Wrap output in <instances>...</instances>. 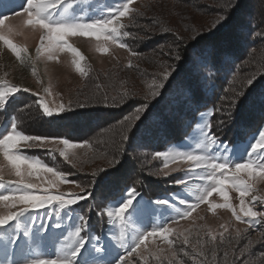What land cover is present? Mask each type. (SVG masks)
<instances>
[{"label": "snow or ice", "instance_id": "obj_1", "mask_svg": "<svg viewBox=\"0 0 264 264\" xmlns=\"http://www.w3.org/2000/svg\"><path fill=\"white\" fill-rule=\"evenodd\" d=\"M133 0H127L122 3L119 8H110L107 15L93 18L91 21H86L83 17H72L68 15V9L71 5L63 7V11L60 12V18H53V10L63 5V0H0V16H4L5 9H10L12 6L20 7L23 9V13H16L17 16H26V19H21L19 23L11 24L6 23V17L0 18V41L11 50L21 63L24 62L21 53L24 51L22 48H18L13 43L11 37L22 33L25 28H30L33 31L39 30L41 32V49L47 53L48 59H54L58 51L63 52L65 50L70 51L73 54L71 61L74 65L76 72L81 75H87L85 68L81 67V60L83 57L76 48L67 44L65 37L67 36H81V37H94L97 41L104 42L103 44H97V50L100 52H108V48L104 44H117L118 47L127 48L130 56H138V53L128 47L126 43L121 42L118 36L125 25L120 23L121 18L128 15L131 11L129 5ZM234 9L238 5H231L229 0L228 7ZM229 16L223 12L213 22L212 28L219 29L225 26V22ZM261 23H264L262 19ZM259 27V25H257ZM170 29L164 28L163 33H168ZM194 31V30H193ZM130 34L127 31L123 32L124 37H128ZM248 33H243L242 38L247 39ZM255 37L264 39V29L255 32ZM151 37H149L150 39ZM204 37L200 33H195L189 37V43L185 44V55L182 57L179 52V44L183 43L184 37L179 34H174L173 45L167 46L165 52L164 46H160L159 54L168 56L179 62H186L187 68L185 74L177 79V68H172L169 65H162L163 70L152 80L149 85V90L145 95V103L139 105L134 109V115L125 116L121 124L120 142L117 147V152L125 153L129 148L140 149L148 146L149 142L154 140L159 134L162 128L166 125L179 122L180 110L179 106L189 103L194 97V86L200 84L202 79L211 74L212 68L215 64L212 63V54L214 49L221 46L226 42L228 37L224 40L213 44L211 46L202 45L200 41ZM47 41L44 43V41ZM190 50V51H189ZM39 51V49H38ZM131 67V64H129ZM260 79H264V73L258 78L255 74L245 78V82L241 84V88L235 90L233 95L229 97V104L234 108L237 115H244L250 112L259 110L261 115H264V88L257 91L256 84ZM175 81V83H173ZM171 86L170 95L173 97V103L169 104L168 110H160L153 114V118L149 123H145V119L142 118V113L147 114L149 110L150 100H156L158 97L163 98L164 91ZM97 91H100L102 86L97 84ZM29 92L28 88H18L15 85L4 87L0 90V110L7 111L8 104L15 98V94L19 92ZM33 95H35L33 93ZM129 98V93L125 92L118 96L109 97L107 93L103 96V102L105 106H109V101L113 106H119L125 104ZM7 102V103H6ZM39 108L43 110V117L50 118H63L66 112L72 111L71 104L66 108L63 104L57 105L55 109L49 107L43 100L37 101ZM76 106L84 108L87 106L85 102H76ZM36 118H40V114H37ZM222 121L217 125L221 127ZM143 125V127H142ZM10 127V130H8ZM208 130L204 128L200 129L203 139L196 145V147L204 149H212V153L204 152L203 154H195L192 151L176 150L157 152L156 157H163L164 168H168L169 162H176L178 160L191 162L196 169H203L208 186L200 189V194L196 196L195 202L186 203L185 199L180 198L179 204L184 205V208H175L177 215L166 216L164 220L152 228L151 231L139 232L132 240L134 246H130L131 250L127 252V256L131 257L134 253H138V250L143 249L148 252V243L152 241V238L159 237L164 243L167 244V248H159L152 252L151 255L154 259H166L168 264H179L176 261V251L173 247L174 241L169 239L174 233H177L178 237H183V243L189 245L191 243L188 234L185 232L174 229L168 223L169 220L173 224L177 223L178 219H187L191 216L192 212L199 207L201 203L208 202V198L213 193H218L224 199L223 204H211L209 208H231L228 203V193L225 191L226 187H231L237 190L241 197L247 195L251 189L252 184L249 181H245L241 174H246L250 179L258 177L260 180H264V128L258 130V138H254L255 142L250 144V150L247 151L248 159L243 162H236L230 156H226L218 151L214 146L220 145L218 137L211 133L209 125H205ZM0 155L3 156L7 162L9 174L17 177L16 180H9V185H14L7 194H0V205L10 209L6 215H0V229L5 227H11L12 222L17 225V232L19 231V223L21 217H27L33 221V227L37 234H40L43 230L44 234L47 232L48 224L42 222L38 227L35 226L37 215L33 210L44 209L48 206L57 205L55 215L59 217L61 215L60 210L65 209L70 212L69 206L75 205L81 199H87L88 196H78L75 199H65L64 193L51 194L50 189L58 187L60 183L64 182L63 174L55 170L52 167L47 166L40 158H33L28 155L21 154V148H45L49 144H60L64 147L59 149L60 155L68 160L71 156L73 159H78L77 153L72 151L78 147L90 148V144H76L71 143L67 138H58L54 136H42L26 134L22 130H18V124L14 119L9 118L8 125L5 126L4 131L0 132ZM224 153L228 152V145L224 144ZM57 149L53 148L52 151ZM253 156H260L261 159H252ZM110 166L114 168L121 163L120 160H109ZM177 168H172L171 171H177ZM107 175V170H103ZM159 174V173H158ZM163 175L167 176L168 172H163ZM43 177H48L43 179ZM101 180L105 177H100ZM0 180L3 177L0 176ZM38 181V182H37ZM177 186L185 185L184 179L174 181ZM4 185L0 183V188ZM88 195H91L89 193ZM139 196L136 188L133 186L126 189V195L123 197L122 202L115 210H108L107 216L109 218V224H114L117 220L120 224L121 241L125 240V227L126 217L135 216L139 212L134 204L136 198ZM258 197L253 196L252 200H257ZM259 199L264 200V197ZM155 205L160 206L163 209L169 210L173 208V202L167 198H158L153 201ZM16 209V210H11ZM132 210V211H130ZM241 212L244 216L249 218V226L252 227L257 223L256 218L258 216L264 217V212L257 213L250 207H245L244 200L241 199ZM47 217H51V212L44 214ZM233 215L237 220L242 221V217L233 210ZM79 220L83 223L76 226L75 231L69 232L67 239L69 243L60 250V254L55 258H40L38 256H29L24 259L23 264H88L87 260H82L84 252L88 251V243L93 238L88 235H81L82 232H86L89 225V218L80 216ZM243 222V221H242ZM59 223L56 227H59ZM224 231L227 232V228L221 225ZM203 230V226L197 232ZM210 240L208 243H213L216 237L212 235L211 230L208 231ZM30 231L25 229L23 232L24 237H28ZM221 240L224 239V234L221 233ZM236 236H240V231H237ZM19 236H13L8 239L7 243L16 245L19 240ZM99 238L95 239L93 250L96 253H100L105 249L99 245ZM252 243L251 241L249 242ZM191 247L194 251L198 248H202L203 244L200 239H197L196 243H191ZM247 248V246H246ZM167 252L168 255H163ZM244 249H241V253ZM187 254V253H186ZM199 254V253H198ZM143 260L147 262L148 257L140 253ZM227 252L225 257H227ZM213 257L215 258V245L213 243ZM8 256H5L4 261H0V264H8ZM240 257H236L238 261ZM11 264H20L19 261L13 260ZM117 264H127L126 257L120 256ZM203 264V262H201ZM235 264V261L233 262ZM245 264L247 262L245 261Z\"/></svg>", "mask_w": 264, "mask_h": 264}, {"label": "trees", "instance_id": "obj_2", "mask_svg": "<svg viewBox=\"0 0 264 264\" xmlns=\"http://www.w3.org/2000/svg\"><path fill=\"white\" fill-rule=\"evenodd\" d=\"M109 1L122 4L125 0ZM226 5H229V0H148L137 9V13L122 31L130 34L128 37L123 36L124 43L138 53V56H133L130 60L131 67L129 64L117 63L103 73L91 71L70 100L72 111L66 112L63 118L43 117V110L35 103L32 108L20 111L30 103L28 99L33 98L28 94L23 96L22 92L11 101L10 108H13L12 112H17L21 127L28 134L67 138L77 142L88 141L92 144L96 155L92 157L96 158L88 163L90 170L86 174L72 175L80 180L89 200L94 199L100 204L109 198H118L122 195L124 186H134L148 199L157 193L165 194L166 189L160 186V179L149 174L145 170L146 166L150 165L149 160H153L151 157L155 151L183 139L191 125L196 123L200 112L210 110L212 132L230 144H236L256 130L264 128V115L259 110L237 115L228 102L233 92L241 88L245 78L253 74L259 78L264 73V39L255 37V32L264 29V23H261L264 19V0H231V5H238L234 9L230 6L226 9ZM222 12L229 16L225 26L213 29V22ZM164 28L170 31L163 33ZM195 33L202 34L204 38L200 44L208 46L228 37L225 43L213 51L212 63L215 67L211 74L207 75V70H204L206 78L194 86L193 99L179 106V122L162 128L160 134L146 147L129 148L125 153L117 152L120 121L125 116L134 115V109L146 102L144 97L149 85L163 70L162 65L177 68V79L186 72V62L160 55V46H164L166 52L167 46L173 45L174 34H179L184 37L183 43L179 44V52L183 57L185 44L190 42L189 37ZM243 33H248L247 39L242 38ZM98 83L102 86L100 91H97ZM262 88L264 79L256 84L257 91ZM171 91L169 86L164 91L163 98L151 100L149 97V110L146 115L141 114L145 123L152 120L154 113L168 110L169 104L173 103ZM125 92L129 93L125 104L113 106L110 100L109 106H105V93L112 97ZM77 101L85 102L87 106L79 108L76 106ZM68 105L69 102L66 108ZM38 113L40 118H36ZM221 121L223 123L218 128ZM137 150L141 155L137 154ZM109 160H120L121 163L114 168L109 165ZM103 170H107V175ZM100 177L105 179L101 180ZM258 226L261 230L258 239L250 240L249 233H245L232 247L213 242L215 258L213 243L208 242L203 243L200 252L191 251V245H183L187 254L180 253L177 257L186 264H233L234 261L235 264H245V261L247 264H264V219ZM241 249H244L243 253ZM236 257L240 259L237 261Z\"/></svg>", "mask_w": 264, "mask_h": 264}, {"label": "rangeland", "instance_id": "obj_3", "mask_svg": "<svg viewBox=\"0 0 264 264\" xmlns=\"http://www.w3.org/2000/svg\"><path fill=\"white\" fill-rule=\"evenodd\" d=\"M147 1L148 0H133L129 5L131 9L130 13L121 18L120 23L125 26L130 23L134 14L137 13V9ZM19 2L20 0H17V3ZM124 2H127V0ZM68 5H71L68 9L69 16L83 17L89 22L93 18L107 15L110 8H119L122 6V4L112 3V1L109 0H63V5L53 10V18L59 19V14L63 11V7H67ZM16 13H23V9L16 6H12L10 9L6 8L4 16H0V18L6 17V23L11 24L19 23L21 19L27 18L26 16H17ZM122 31L118 39L124 43ZM11 39L18 48L24 49L21 53L24 62L21 63L11 50L0 41V90L12 85L21 89H29L27 93L21 92L23 96L28 94L33 98L28 99L30 103H27L20 111L32 108V104L34 103L39 107L38 100H43L53 109L60 104L66 107L67 103L74 97L77 90L83 85L84 79L91 71L94 70L103 73L107 69L114 67L117 63L129 64L133 57L129 55L127 48L118 47L117 44H104V46L108 48V52H100L97 50L96 46L104 42L97 41L94 37L67 36L65 37L67 44L76 48L83 57L81 60V67L85 68L87 75H81L76 72L74 65L71 63L73 54L70 51H58L54 59H48L47 53L40 47L42 41L41 32L39 30L33 31L30 28H25L22 33L12 36ZM46 42L45 40L44 43ZM21 92L15 94V97L17 98ZM33 93L35 95H33ZM30 96L27 98H30ZM11 101H13V99ZM10 104L11 103L8 104L7 108L9 111L0 110V132H3L5 126L8 125L9 118L17 122L18 130L24 131L21 127V119L19 120L17 117V112H12L13 108H10ZM205 125H209L211 133L218 137L212 132L210 110H203L198 115L196 123L192 124L191 128L185 133L183 139L168 144L166 147L155 151L152 155L151 158L153 160H149L150 165H147L145 170H148L149 174L160 179L162 182L160 186L165 187L166 193L162 195L157 193L156 196L148 199L137 191L139 196L136 198V201H134V204L139 208V212H137L135 216L126 217L124 241L119 239V221L117 220L114 224H109L107 211H114L115 208L119 206L123 197L126 195L127 186H124L122 195L118 198H109L100 204H97L94 199H81L77 204L69 206L71 208L70 212L61 209V215L59 217L55 215L58 207L57 205L33 210L37 215L35 221L36 227L42 222L48 224L46 234H44L43 230H41L40 234H37L33 227V221L27 217L20 218L18 232L15 222H12L11 227L0 229V261H4L6 255L9 258L8 264H11L13 260L23 264L26 257L33 255L40 258H55L56 255L60 254V250L69 243L67 239L69 232L75 231L76 226L83 223V221L79 220V217L85 216L89 218V225L86 232H82L81 235H88L93 238L87 245L88 251L84 252L82 257V260H87L88 264H117L120 256L126 257L127 264H168V260L154 259L151 255L152 252L157 250V246H159V248H167V244L159 237L152 238V241L148 243V252L140 249L138 253H134L131 257L127 256V252L131 250L130 246H134L132 240L136 234L139 232L151 231L152 228L159 225L166 216L177 215L175 212L176 207H180L181 209L184 208V205L179 204L180 198L185 199L186 203L195 202L196 196L200 194V189L208 186L204 170L196 169L191 162L180 160L169 162L168 168L165 169L163 157L155 156L157 152L176 150L192 151L195 154H203L204 152L211 154L212 149H198L196 147L203 139L200 129L204 128L205 131L208 130L204 127ZM8 130H10V127ZM25 133L28 134L27 132ZM0 138H2V136H0ZM254 138H258V130L242 138V140L236 144H230L218 137L221 143L214 147H216L220 153L235 159L236 162H243L248 159L247 151L250 150V144L255 142ZM69 141L78 145L87 143L90 144L91 147H78L73 149L72 151L76 152L79 158L73 159L70 156L68 160H65L64 157L60 155L59 149L64 147L60 144H49L45 148H21L20 151L21 154L33 158H40L47 166L63 174L64 182L60 183L58 187L50 189L51 194L64 193L65 199H75L78 196H86L87 193L82 188L80 180L78 178H73L72 175L75 173L86 174L85 172L90 170L88 163L92 162V160L96 158L92 156L96 155L94 154L95 149L90 142ZM224 144L228 145L227 153H224ZM53 148L57 150L52 151ZM138 152L139 150H137V154H139ZM143 152L146 153L144 150ZM261 158L260 156L252 157V159ZM172 168H177L178 170L172 172ZM163 172H168V175H163ZM241 175L245 181H249L252 184V189L247 195L241 197L237 190L226 187L225 191L228 193V203L231 205V208L217 207L210 209L209 203L217 205L224 203L223 197L218 193H213V195L208 198V202L201 203L199 207L192 212L190 217L187 219H178L175 224L169 220V225L174 229L185 232V234H188L189 230H191L189 236L191 243H196L197 239H200L202 244L208 242L210 240L207 234L209 230H211L212 235L216 237L214 242L223 243L224 246H234L245 233H249L250 240L258 239L261 236L258 223H260L264 217L258 216L256 218L257 223L250 227L248 223L249 218L244 216L240 210L241 199L244 200L245 207H250L257 213L264 212V200L259 199L260 197H264V180H260L258 177L250 179L246 174ZM0 176L3 177L0 183L4 185L3 188H0V194H7L15 187L14 185H9L8 181L18 178L9 174L7 162L2 155H0ZM47 178L48 177H43V179ZM179 179H184L186 184L180 186L175 185L174 181ZM253 196L258 197V199L253 201ZM167 197L173 202V208L169 210L163 209L153 203L155 199ZM11 210L14 211L16 209ZM233 210L242 217L243 222L236 219L233 215ZM8 211H10V209L0 205V215H6ZM46 212L52 213L50 218L44 215ZM92 220L93 222H91ZM57 223H59V227H56ZM221 225L227 228V232L224 231ZM201 226H203V230L199 231V235H197ZM25 229L30 231L28 237L23 236ZM237 231H240L239 237L236 236ZM221 233L224 234L223 241L221 240ZM13 236L20 237L16 245L7 243L8 239ZM96 238L100 240L99 245L96 246H102L105 249L100 253H96L93 250ZM169 239L174 241L173 247L176 251V261H179V264H186L177 257L180 253H187L183 250V245H185L183 243V237H178L177 233H174ZM191 243L189 245H191ZM200 249L202 248H198L196 252H200ZM191 251H194L193 248H191ZM140 253L148 257L147 262L143 260ZM163 255L168 254L165 252Z\"/></svg>", "mask_w": 264, "mask_h": 264}]
</instances>
